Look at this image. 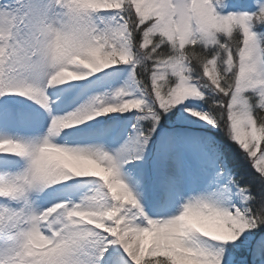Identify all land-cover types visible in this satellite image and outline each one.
I'll list each match as a JSON object with an SVG mask.
<instances>
[{"label":"snow or ice","instance_id":"snow-or-ice-1","mask_svg":"<svg viewBox=\"0 0 264 264\" xmlns=\"http://www.w3.org/2000/svg\"><path fill=\"white\" fill-rule=\"evenodd\" d=\"M0 264H264V0H0Z\"/></svg>","mask_w":264,"mask_h":264}]
</instances>
